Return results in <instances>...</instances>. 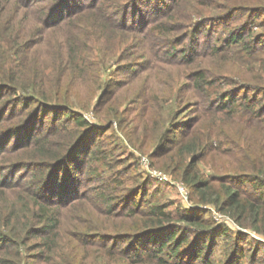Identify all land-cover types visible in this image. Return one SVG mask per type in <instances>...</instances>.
Returning a JSON list of instances; mask_svg holds the SVG:
<instances>
[{
	"label": "trees",
	"instance_id": "1",
	"mask_svg": "<svg viewBox=\"0 0 264 264\" xmlns=\"http://www.w3.org/2000/svg\"><path fill=\"white\" fill-rule=\"evenodd\" d=\"M15 2L25 13H29V7L40 11L37 4L48 5L43 12L45 25L40 28L43 34L18 41L16 16H11V4ZM182 2L0 0V92L23 94L18 99L22 103L17 108V120L12 121L11 114L0 115L2 127L10 128L0 139V155H12L7 164L0 162V264H168L164 255L173 264H216L210 261V252L217 234L233 242L226 262L220 264H235L256 255L238 252L235 239H245L243 233H227L228 228L217 224L208 208L195 206L174 212L165 203L149 200L140 190L127 191L119 178L121 170H115L118 178L103 181L114 184L109 189L88 186L76 175L77 167H69V172L63 164L67 147L74 146L83 133L81 130L68 142L75 130L92 127L82 110L93 104V96L99 93L111 99L112 109L103 111L101 119L117 116L118 100L113 93L118 83L107 76L108 62L119 45L134 37L130 31L146 34L152 45L143 43L141 47L147 52L153 50L159 62L168 65L176 58L180 67L193 68L185 78L190 81L187 90L192 89L196 96V115L188 121L189 128L173 141L171 149H176L163 150L159 155H168L174 163L173 171L180 170L182 178L190 180L191 194L197 196L194 203L210 204L237 224L264 236V129L253 126L243 133L226 128H231L235 115L244 110L264 121V60L233 75L202 65L203 59H216L223 52L229 56L238 50L250 57L264 51V6L255 3L224 8L220 17L237 9L247 13L222 37L225 43L211 45L207 41L198 51L199 44L192 43L197 38H190L182 49L173 50L168 36L171 29H176L172 12ZM254 23L262 29L254 32ZM81 91L86 96L72 100ZM63 107L67 112L58 115ZM43 111L49 116L36 122ZM225 115L230 116L229 121L223 119ZM68 123H73L75 130ZM54 128L61 139L56 150L53 140L47 138L54 135ZM12 137L17 146L7 149ZM156 150H162V146ZM97 153L94 146L86 151L79 167L84 164L89 169L82 167L83 174L101 176L102 159L90 165ZM210 153L225 155L220 166L224 172L215 178H202L193 170L196 162ZM23 155L30 161L22 160ZM58 166L67 173L56 175ZM18 171L21 174L15 176ZM71 184L85 189L84 193L65 202L52 199L58 188L68 196L73 190ZM82 200L94 210H74L79 218L88 217V222H67L69 203ZM93 222L98 226L92 228ZM26 251L29 258L23 254ZM90 251L93 254L89 255ZM35 253L40 258L35 259Z\"/></svg>",
	"mask_w": 264,
	"mask_h": 264
},
{
	"label": "rangeland",
	"instance_id": "2",
	"mask_svg": "<svg viewBox=\"0 0 264 264\" xmlns=\"http://www.w3.org/2000/svg\"><path fill=\"white\" fill-rule=\"evenodd\" d=\"M255 3H261L260 5L264 6L262 0H183L178 6V10L172 12L176 29L169 31L168 36L171 40L169 44H174L173 50H180L188 39L197 38L196 42L192 43L196 46L199 44L197 50L201 51L206 47L207 41L211 45L214 42H217V45L225 43V38L222 37L236 23L242 22L247 13L242 9H237L225 17H220V13L226 7L242 8L245 4L254 5ZM47 6V4H37V7L41 9L40 11L36 7H29L27 10L29 13H25L20 3L11 4L13 10L11 16L15 14L17 20L15 26L19 28L17 31L19 42H23L26 38H37L43 34L40 28L45 25L43 12L44 8L46 11ZM261 29L262 27L256 26V23L252 26L254 32ZM130 35L134 37L127 39L124 46L119 45L117 53L108 62L109 71L107 76L113 78V82L117 80L118 83V86L116 84V93H113L118 100L116 106L117 116L101 119L99 116L103 111L112 109L111 99L108 96L102 97L99 93L93 96V104L89 108L82 110V114L92 127L75 130L72 128L73 123L72 126L71 123L67 125L75 130L68 142L81 130H83V133L74 146L67 147L69 148L65 155L67 159L65 162L63 161V164L68 167L69 172H71L69 167H77L76 175L80 176L82 184L85 183L88 186H98L99 189L103 190L109 189L114 184L103 181L118 178L117 176L119 175L115 173V170H121L123 175L119 178L124 180L123 186L127 191L136 192L140 190L144 192L143 194L149 200L165 203L174 212L179 210L185 212L195 206L208 208L213 220L217 224H223L228 228L227 233L232 236L237 230L243 233L242 237L245 239H235L238 252H245L246 256L252 253L256 254L252 259L246 257V259H242L235 264H261L262 258H264V236L237 224L227 214L217 210L210 204L194 203L197 202V196L194 197L191 194L189 188L190 180H184L180 170L173 171L172 164L174 163L169 160L168 155H165L166 157L159 155L163 150L170 148V152H172L176 149V146L171 149L173 141L179 139L181 133L189 128L188 121L196 115L193 111L196 104V96L192 89L187 90L186 83L190 81L185 78L189 72L188 70L193 68L184 69L180 67L181 64H178L179 59L176 58L174 61H169L168 65L159 62L154 57L153 50L147 52L141 47L143 43L150 44V36L132 31H130ZM174 38L177 39L173 40ZM235 46L232 45V49H237ZM25 54H22L24 59ZM228 55L226 56L223 52L217 55L216 59L205 58L202 60V65L215 71L223 70V72L233 75L249 68V64L257 66L260 59L264 60V51H260L250 57H246L244 52L240 53L238 50L234 53H228ZM22 96L23 94H13L10 90L1 91L0 115L4 114L7 116L11 114L12 117L10 119L12 121L17 120L19 114L17 108L22 103L18 99ZM85 96L86 92L81 91L80 95L74 96L72 100L83 99ZM100 100L102 102H98ZM63 108L65 110H59L58 115L67 112L66 107ZM73 109L77 110V108ZM45 115L46 117L49 116L46 111L41 112L36 122L40 121ZM225 116H223V119L229 121L230 116ZM234 120V123H230L233 124L231 128L225 125L227 129H238L243 133L246 128L253 126L264 129V121L252 116L247 110L237 113ZM107 124L108 127H105ZM174 126H178L175 131L172 129ZM166 128L167 131L165 130ZM9 129L6 126L2 127V122L0 123V139L5 133H9ZM56 130L58 129L54 128V135L47 137L53 140V145L56 147L52 146V148L55 150L57 142L61 141V139L57 138L58 131ZM154 139H157L156 144H153ZM13 140L14 138L12 137L11 141L7 143V149L17 146L12 143ZM68 142H65L64 145L66 143L68 145ZM92 146L97 149L98 153L92 158L90 165L93 163L98 164V159H102L104 163L103 169H100L101 176L99 177L95 173L83 174L81 168H86V165L82 164L79 167L80 160L85 158L86 151ZM161 146L162 150H156L157 147ZM11 156L0 155V162L7 164L12 161ZM223 156L225 155L217 154L215 156L212 153L206 155L204 159L196 162L197 166L195 169L198 172L194 169L193 173L198 174L202 178H215L224 172L220 168L224 161ZM22 160L25 162L30 161L25 155H23ZM62 166L55 168L56 175L63 176L64 172H66L64 170L61 171ZM86 169L88 170L89 167ZM159 173L165 178L158 177ZM19 174H21V171L16 172L15 176ZM71 177L75 176L72 175ZM13 182L15 181L13 180ZM246 186L249 187L248 185ZM70 187L73 190H70L68 196L67 192H63L61 188H58V193L53 194L51 196L52 199L65 202L66 198L78 197L79 194H83L85 191L83 188L76 189L74 184H71ZM250 190L252 191L251 188ZM12 193L14 194V192ZM90 205V203L83 200L70 202L68 210L65 212L68 215L67 222H88V217L85 219L79 218L81 215L77 214L78 212L74 209L94 210ZM73 214L77 215L72 217ZM205 215L208 216V214ZM96 223L102 224L99 221ZM92 224V228L98 226L94 222ZM232 247L231 238L217 234L210 252V261L216 264L225 263ZM23 254L28 258L30 257L28 251ZM91 254H93L92 251H90L89 255ZM89 255H86L85 258H89ZM36 258L40 257L36 255ZM164 258L168 260V264H173V260L169 256L164 255ZM30 262H32V259H30Z\"/></svg>",
	"mask_w": 264,
	"mask_h": 264
},
{
	"label": "built area",
	"instance_id": "3",
	"mask_svg": "<svg viewBox=\"0 0 264 264\" xmlns=\"http://www.w3.org/2000/svg\"><path fill=\"white\" fill-rule=\"evenodd\" d=\"M157 175H158V174H157ZM158 177H160V178H165V176L161 175L160 173H159Z\"/></svg>",
	"mask_w": 264,
	"mask_h": 264
}]
</instances>
